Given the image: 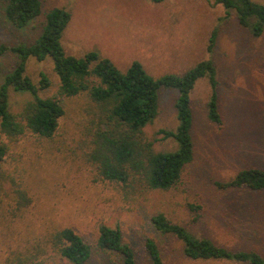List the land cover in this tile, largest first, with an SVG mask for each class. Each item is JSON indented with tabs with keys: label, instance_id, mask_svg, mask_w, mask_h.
Returning a JSON list of instances; mask_svg holds the SVG:
<instances>
[{
	"label": "rangeland",
	"instance_id": "rangeland-1",
	"mask_svg": "<svg viewBox=\"0 0 264 264\" xmlns=\"http://www.w3.org/2000/svg\"><path fill=\"white\" fill-rule=\"evenodd\" d=\"M52 7L72 14L61 38L68 54L83 56L96 50L122 71L139 60L156 77L181 74L202 59H212L222 121L208 117L212 88L203 77L191 92L194 159L179 182L166 190H128L100 176L86 155L90 137L84 108L89 101L83 95L66 99L52 137L26 130L10 138L0 131V142L8 147L0 162V264H17L25 255H31L27 264H72L52 251L50 234L73 227L95 246L102 224L120 226L140 264L150 263L146 236L157 240L165 264H248L189 258L181 240L155 231L149 219L158 212L220 246L264 255V191L218 183L243 168L264 170V32L255 35L239 23L234 10L226 14L215 0H43L44 11ZM214 28L218 33L209 53ZM36 32L13 30L0 18V45L28 41ZM15 60L11 52L0 53V83ZM26 73L36 84L41 73L48 75L51 84L39 91L41 96L58 92L52 57H30ZM176 97V89L162 87L159 113L145 127L147 136L156 138V150L177 148L173 138L159 133L178 124ZM32 98L29 92L11 90V111L20 113ZM117 257L112 253L110 258ZM90 261L87 264H108L109 258L94 251Z\"/></svg>",
	"mask_w": 264,
	"mask_h": 264
},
{
	"label": "trees",
	"instance_id": "trees-1",
	"mask_svg": "<svg viewBox=\"0 0 264 264\" xmlns=\"http://www.w3.org/2000/svg\"><path fill=\"white\" fill-rule=\"evenodd\" d=\"M215 2L224 6L226 14L234 10L239 23L251 29L255 35L264 32L263 2ZM71 16V12L63 7L44 11L43 0H0V18L11 29L27 31L26 34L37 30L36 35L28 41L0 45V53L11 52L16 58L13 68L0 83V131L10 138H16L26 130L52 137L65 113L66 99L83 95L89 101L84 108L88 121L85 131L90 137V149L86 155L96 164L100 176L119 182L128 190L172 188L181 179L186 165L194 159L191 92L203 77L209 78L212 88L207 104L208 117L218 123L222 121L214 61L202 59L181 74L166 73L158 77L150 74L139 60H134L122 71L110 58L101 56L96 50H90L83 56L66 53L61 38ZM217 30L214 28L211 32L207 46L209 53L213 52ZM49 56L53 58L60 85L55 95L43 97L39 91L50 86V79L41 73L39 83L33 82L26 73L27 62L30 57L44 60ZM162 87L177 90L175 107L178 124L175 129L159 130L163 138L175 140L177 148L174 150H156V138L148 137L145 132L146 125L153 122L159 113ZM11 90L32 94L33 98L25 103L20 113L11 111ZM7 148L6 143L0 142V162L4 160ZM218 183L226 188L264 191V170L259 167L243 168L229 181ZM22 197L27 199L25 194ZM149 220L159 235L181 240L184 253L189 258L264 264V255L259 251L220 246L209 237L193 234L162 212L152 214ZM50 235L48 241L52 251L72 264L91 262L94 251L109 258L108 264H140L135 249L124 240L118 225L102 224L95 246L73 227H64ZM144 247L149 264H165L160 246L153 236L145 237ZM112 253L118 257L111 259ZM30 258L31 255L20 256L17 264H27Z\"/></svg>",
	"mask_w": 264,
	"mask_h": 264
}]
</instances>
